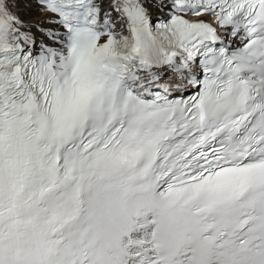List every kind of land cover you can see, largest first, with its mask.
Masks as SVG:
<instances>
[{
    "label": "snow or ice",
    "instance_id": "snow-or-ice-1",
    "mask_svg": "<svg viewBox=\"0 0 264 264\" xmlns=\"http://www.w3.org/2000/svg\"><path fill=\"white\" fill-rule=\"evenodd\" d=\"M0 264H264V0H0Z\"/></svg>",
    "mask_w": 264,
    "mask_h": 264
}]
</instances>
